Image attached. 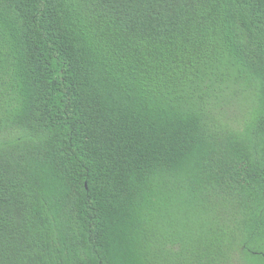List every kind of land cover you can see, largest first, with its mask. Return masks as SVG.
<instances>
[{
    "label": "trees",
    "instance_id": "trees-1",
    "mask_svg": "<svg viewBox=\"0 0 264 264\" xmlns=\"http://www.w3.org/2000/svg\"><path fill=\"white\" fill-rule=\"evenodd\" d=\"M0 264H264V0H0Z\"/></svg>",
    "mask_w": 264,
    "mask_h": 264
}]
</instances>
